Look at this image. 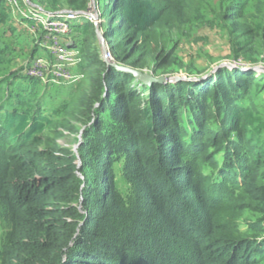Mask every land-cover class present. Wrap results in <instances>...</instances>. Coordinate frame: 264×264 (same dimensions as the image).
<instances>
[{"label":"trees","instance_id":"1","mask_svg":"<svg viewBox=\"0 0 264 264\" xmlns=\"http://www.w3.org/2000/svg\"><path fill=\"white\" fill-rule=\"evenodd\" d=\"M95 1L112 60L166 81L107 66L83 14L70 46L93 69L67 98L0 76V264H264V71L185 66L200 78L168 81L177 61L161 32L193 0ZM218 1L229 58L264 60V0ZM9 19L0 0V27ZM11 49L0 38V75ZM66 133L75 147L58 142Z\"/></svg>","mask_w":264,"mask_h":264},{"label":"rangeland","instance_id":"2","mask_svg":"<svg viewBox=\"0 0 264 264\" xmlns=\"http://www.w3.org/2000/svg\"><path fill=\"white\" fill-rule=\"evenodd\" d=\"M3 1L10 11L11 20L9 19L7 22L8 24L0 27L1 30H3L1 34L4 35L3 37L0 36V38L3 42L7 41V39L12 42L13 49L9 50V55L13 58L9 66L10 70L0 76L3 77L10 71L12 73L17 71L19 74L18 76L22 77L16 79L14 82L16 86L18 82L22 83L24 79L27 83V79L30 77L25 78L23 74L34 60L45 57L50 58L48 49H52V46L49 44L48 36L43 31L41 24L43 21L42 18L45 17V13H47L48 10L43 9L39 5L40 3L36 4L31 0H15L16 3L13 6L8 4L6 0ZM38 2H41V0ZM61 2L62 8L52 11L53 13L65 10L74 11L68 8L66 0H61ZM86 5L85 11L87 12L90 10V12H93L95 15V11H97L96 1H86ZM34 6H38V11L35 12L32 10ZM219 6L220 3L218 0H193L185 11V17H183L185 22L183 23L182 21L181 23L170 25V28L161 32V40L165 43L166 48L172 47L177 61L176 71L167 73V76L192 78V76H189L191 74L185 69V66L193 67L191 68L192 72L197 71V69L206 68L207 71L203 75L211 73L220 66H228L230 68L239 67L241 69L246 68V66L242 64L241 59L238 60L239 62H234L229 58L228 37L225 30L218 22L220 14ZM52 12L49 11V13ZM27 19H31V22ZM8 25H12L15 28L13 33L6 29ZM73 35H75V33H73ZM73 35L70 33L67 36H56V38L63 46L65 44L73 45L74 41L76 42ZM153 43V41H147L149 45ZM85 66H87V71L93 69L90 68V64L86 57L81 66L78 65L72 68V74H77L79 68H84ZM252 67L258 73L263 72L264 60H258L256 65ZM141 70L150 73V67L148 65ZM76 82H40L38 94L44 90L47 92L48 97L52 96L53 99H64L69 96V90L74 89V86L77 84ZM259 95L264 98V90L260 91ZM76 136L77 135L66 133L58 142L63 146L75 147Z\"/></svg>","mask_w":264,"mask_h":264},{"label":"built area","instance_id":"3","mask_svg":"<svg viewBox=\"0 0 264 264\" xmlns=\"http://www.w3.org/2000/svg\"><path fill=\"white\" fill-rule=\"evenodd\" d=\"M6 2L11 6L16 3L15 0H6ZM32 10L35 12L38 11L36 9ZM79 14L77 11L70 10L57 13H45L41 24L43 31L48 36L49 44L52 46V49H48L50 58L45 57L38 58L34 61L32 60L33 62L24 72L25 76L44 83H73L82 77L79 71L77 74H72L71 71L82 60L79 56V51L71 47L70 44L63 46L56 38V36H67L69 34L71 31L70 24L74 20H77ZM82 14L90 20H94L95 16L97 17L96 11L95 15L90 10ZM105 57L108 59L112 58L108 51H106Z\"/></svg>","mask_w":264,"mask_h":264},{"label":"water","instance_id":"4","mask_svg":"<svg viewBox=\"0 0 264 264\" xmlns=\"http://www.w3.org/2000/svg\"><path fill=\"white\" fill-rule=\"evenodd\" d=\"M93 22H94V24L96 26V36H97V38H98V40L100 42V46H101V49H102L103 60H104V62H105V64L107 66H110V67H112V68H114V69H116L118 71H122V72L131 74L136 80H138L140 83H142L144 85H150L151 83H154V82L164 83L166 81L165 76L155 77L152 74L147 73V72H145L143 70L132 68L130 66L123 65V64H118V63H116L113 60L107 59L105 57L106 47H105V44H104V39H103L102 33L99 31V29L97 27L98 21H97V17L96 16H95ZM262 69L264 71V67ZM199 78L200 77H198V76L197 77H192V78L180 77V76H170L167 80L168 81H177V80H180V79H199Z\"/></svg>","mask_w":264,"mask_h":264},{"label":"clouds","instance_id":"5","mask_svg":"<svg viewBox=\"0 0 264 264\" xmlns=\"http://www.w3.org/2000/svg\"><path fill=\"white\" fill-rule=\"evenodd\" d=\"M34 9L38 10V8H34ZM77 12H78V11H77ZM96 12H97V11H96ZM52 13H53V12H52ZM79 13H80V14H82V13H86V11H84V12H79ZM92 21H94V20H92ZM97 21H98V14H97ZM107 59H108V58H107ZM110 60H112V58H111ZM113 61H114V60H113ZM247 67H248V66H246V68H242V70H243V71H246V70H248V69H252V70H254L253 67H251V68H250V67L247 68ZM240 69H241V68H240Z\"/></svg>","mask_w":264,"mask_h":264}]
</instances>
